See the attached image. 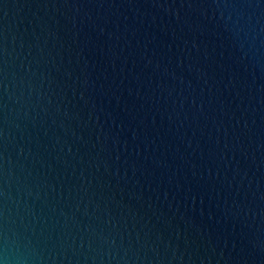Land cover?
Segmentation results:
<instances>
[{"label": "water", "instance_id": "95a60500", "mask_svg": "<svg viewBox=\"0 0 264 264\" xmlns=\"http://www.w3.org/2000/svg\"><path fill=\"white\" fill-rule=\"evenodd\" d=\"M264 264V0H0V259Z\"/></svg>", "mask_w": 264, "mask_h": 264}, {"label": "clouds", "instance_id": "9594fccd", "mask_svg": "<svg viewBox=\"0 0 264 264\" xmlns=\"http://www.w3.org/2000/svg\"><path fill=\"white\" fill-rule=\"evenodd\" d=\"M0 264H9V261L7 258L0 259Z\"/></svg>", "mask_w": 264, "mask_h": 264}]
</instances>
